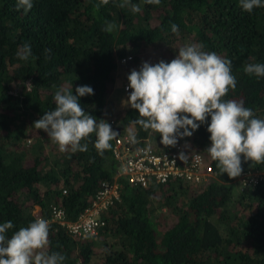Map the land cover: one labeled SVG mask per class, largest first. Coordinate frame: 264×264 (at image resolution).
I'll use <instances>...</instances> for the list:
<instances>
[{"label": "trees", "instance_id": "16d2710c", "mask_svg": "<svg viewBox=\"0 0 264 264\" xmlns=\"http://www.w3.org/2000/svg\"><path fill=\"white\" fill-rule=\"evenodd\" d=\"M16 3L0 0V223H13L9 237L34 219L33 205L49 217V204H59L65 219L74 220L98 182L115 175L118 158L113 151L122 152V145L114 147V139L103 155L94 147V134L82 141L88 143L87 151L60 152L33 124L54 109L58 88L72 86L75 94L82 85L94 94L80 97L81 107L104 119V99L114 77H121L113 73L133 66L148 45L152 65L166 58L170 62L180 47L191 43L231 60L237 86L223 99L243 102L264 119V78L243 70L249 63L264 64V8L248 13L239 0H161L159 5L131 0L141 9L133 13L130 6H118L121 0H109L99 9V0H33V8L25 12ZM106 22H115L116 30L103 31ZM172 23L179 26L178 35L171 32ZM26 42L35 59L17 57ZM45 49H51V59L45 58ZM28 82L32 87L26 91ZM138 116L125 108L119 129L130 125L141 139L161 140L159 133L136 123ZM208 123L210 117L192 136L178 138L209 157L208 181L195 185L174 177L141 187L120 176L119 197L101 213L104 223L96 235L76 237L49 221L48 251L65 255V264H264V181L238 190L233 178L219 175L217 162L206 151L211 144ZM27 136L38 143L27 144ZM40 140L59 157L44 164ZM153 147L171 146L159 142ZM242 168L264 164L242 157Z\"/></svg>", "mask_w": 264, "mask_h": 264}, {"label": "clouds", "instance_id": "9594fccd", "mask_svg": "<svg viewBox=\"0 0 264 264\" xmlns=\"http://www.w3.org/2000/svg\"><path fill=\"white\" fill-rule=\"evenodd\" d=\"M239 2L240 7L248 13L254 8H264V0ZM108 3L109 0H99L95 8L99 9ZM144 3L159 5L161 0H144ZM118 6H130L133 13L141 10L140 6L132 4L131 0H121ZM16 8L28 12L33 8V0H17ZM170 27L172 33L179 34L177 24L172 23ZM116 28L115 22H106L102 30L112 33ZM50 53L51 49H45L46 59H51ZM16 55L23 61L29 60L30 57L36 58L27 42L18 48ZM166 59L155 65L143 62L138 71L133 69L129 73L126 69V78L119 77L123 91H131L118 117L115 120L110 119L112 123L110 120H98L84 111L79 98L91 96L94 92L91 87L82 85L75 88V94L72 86L58 88L53 96L54 109L45 112L33 126L47 133L52 143L58 145L60 152H67L69 149L72 153L87 151L88 143L82 141H90L94 134V147L103 155L111 148L110 141L120 131L133 135L137 145L146 146L147 137L141 139L134 134L132 127L124 125L117 133L113 131L116 126L120 127L118 119L128 106L139 113L136 123L146 130L159 133L160 143L166 147H174L178 138L192 136L210 117L207 131L210 133L211 144L206 151L211 159L217 162L219 175L226 173L229 178H233L238 184V190L261 182L248 183L241 187L238 183L239 176L246 170L242 168V157L245 162L264 164V119L256 118L253 110L245 107L243 102L223 99L230 89L235 90L237 86L236 78L232 74V61L215 52L204 51L203 45L198 43L186 44L178 49V55L174 59L170 62H166ZM243 70L249 76L264 78V64L249 63ZM126 79L129 81L128 88L122 85ZM24 86L26 91L32 87L30 82ZM185 156L181 153L180 159L183 160ZM208 162L210 164V159ZM116 164L117 173L118 161ZM116 173L111 179L118 181L121 175ZM210 173L212 174V169ZM210 176L200 182L175 177L196 185L208 181ZM13 227L11 221L0 223V264H65V255L48 251V220L37 218L9 237L7 232Z\"/></svg>", "mask_w": 264, "mask_h": 264}, {"label": "built area", "instance_id": "2783aa9c", "mask_svg": "<svg viewBox=\"0 0 264 264\" xmlns=\"http://www.w3.org/2000/svg\"><path fill=\"white\" fill-rule=\"evenodd\" d=\"M125 61H127L125 57L120 60L121 64H124ZM126 71V69L122 70L120 76L125 77ZM118 72L120 70H117ZM128 84L129 81L126 79L122 85L124 88H128ZM120 145H122V152L113 151L119 163L116 174L123 176L132 185L147 186L150 182H164L166 179L175 176L191 182H200L207 180L211 174L209 157L182 142H178L174 147L156 150L148 145H137L133 135L120 131L114 138V147ZM181 153L186 155L183 160L180 159ZM257 181H264V168L243 170L238 179L240 187L248 183L255 184ZM118 196L119 182L116 179H102L99 181L89 204L74 220L65 219L64 209L61 205L50 203V216L43 217L38 212L31 222L37 218H44L65 227L69 233L76 237L95 236L97 228L104 223L101 213Z\"/></svg>", "mask_w": 264, "mask_h": 264}, {"label": "rangeland", "instance_id": "374dc122", "mask_svg": "<svg viewBox=\"0 0 264 264\" xmlns=\"http://www.w3.org/2000/svg\"><path fill=\"white\" fill-rule=\"evenodd\" d=\"M148 46H146L147 48H145L143 50V52L139 54L137 62H135L133 64V66H130L127 69H129V70L136 69L138 71L140 69V67H141L143 62H148L149 63V61L152 58V52H151L150 48H148ZM159 50H160V52H164L165 48H160ZM169 55H171V54H169ZM128 57H129V55L125 56V59L127 60ZM136 63H137V65H136ZM116 73H117V69H116V71L113 74H116ZM129 73H130V71H129ZM115 85H119L120 87L119 86H115ZM120 90H121V92H120ZM108 94L109 95H107L105 97V100H104V107H105V104H106V108L107 109L105 108L103 110L104 120H106V121H109L110 119L115 120L118 117L117 115H115V113L113 111L115 109L114 105H113V102H109V104H108V102H107L108 99L116 98L117 94H123L122 101H121V106H120L121 108H123L126 105V101L128 99V94H126L125 91H123V89L121 88L120 78L118 76L114 77V80L111 83V89H110ZM108 107H111V109H108ZM110 116H113V118H111ZM127 126L130 127L129 125H127ZM34 136H36V133L34 135H32V137H34ZM24 141L26 143L29 142L27 144H30V145L38 143V142L37 143H33L34 140L32 138H30L29 136H27L24 139ZM39 142L41 144V149L43 150V153L46 156V158L43 161L44 164H47V161H49L50 159H52L54 157H59V156L55 155L53 152H49L48 147L46 146L47 143H45L42 140H40ZM159 142H160V140L158 138H152V137H148L147 136V140H146L145 145L154 146L156 144H159ZM234 188L238 189L237 182H235ZM37 210H38V205H33L32 208H31V211L35 212ZM94 251H100V248L99 247H95Z\"/></svg>", "mask_w": 264, "mask_h": 264}, {"label": "crops", "instance_id": "0c3cea01", "mask_svg": "<svg viewBox=\"0 0 264 264\" xmlns=\"http://www.w3.org/2000/svg\"><path fill=\"white\" fill-rule=\"evenodd\" d=\"M115 86H119V85H115ZM120 92H121V90H120ZM122 97H123V94H117L116 98H113V99L110 98L107 101L108 104H109V102H113V105H114V108H115L113 111H114L115 115H117V116H118V114H120V112L122 110V108L120 107L121 106ZM105 108H106V104H105L104 109ZM108 109H111V107H108ZM110 117L113 118V116H110Z\"/></svg>", "mask_w": 264, "mask_h": 264}, {"label": "water", "instance_id": "95a60500", "mask_svg": "<svg viewBox=\"0 0 264 264\" xmlns=\"http://www.w3.org/2000/svg\"><path fill=\"white\" fill-rule=\"evenodd\" d=\"M119 130V126H116L115 128H113V131H115L116 133L118 132ZM118 167V164H116V168Z\"/></svg>", "mask_w": 264, "mask_h": 264}]
</instances>
